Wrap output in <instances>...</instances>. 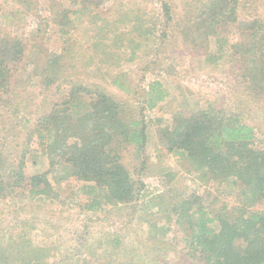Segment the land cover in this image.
I'll use <instances>...</instances> for the list:
<instances>
[{
	"label": "trees",
	"instance_id": "16d2710c",
	"mask_svg": "<svg viewBox=\"0 0 264 264\" xmlns=\"http://www.w3.org/2000/svg\"><path fill=\"white\" fill-rule=\"evenodd\" d=\"M131 1L105 9L102 0H69L54 17L38 13L34 41L0 31V198H67L88 213L109 204L136 211L141 220L162 217L170 229L174 224L175 252L184 244L180 260L188 264H264V211L250 210L264 199V128L249 119L243 103L220 107L213 85L206 94L183 83L195 76L193 69L215 74L234 65L244 97H264V16L241 25L240 0H182L184 7L159 0L156 13L138 3L145 0ZM85 21L93 26L87 46L74 32ZM53 24L60 42L48 69L37 63L39 39ZM23 59L27 70L13 83ZM33 73L48 87L63 77L68 90L58 86L51 108L31 119L24 114L34 100L21 80L30 81ZM168 102L176 109L163 110ZM156 140L185 158L189 173L228 181L237 203L217 206L210 198L180 194L176 173L165 164L152 168L145 156ZM131 147L140 160L134 168L124 160ZM28 159L37 170L30 176ZM156 173L165 189L146 195L145 180ZM23 224L28 222L14 223ZM20 237L0 239V264H92L64 251L55 257L52 237L46 245L22 230ZM107 239L112 249L104 258L110 259L122 240Z\"/></svg>",
	"mask_w": 264,
	"mask_h": 264
},
{
	"label": "rangeland",
	"instance_id": "374dc122",
	"mask_svg": "<svg viewBox=\"0 0 264 264\" xmlns=\"http://www.w3.org/2000/svg\"><path fill=\"white\" fill-rule=\"evenodd\" d=\"M68 1L0 0V31L2 33L3 31L10 32L12 35H19L29 41H34L38 23L37 17H39L38 13L42 17H54ZM128 1L130 0H102L101 5L102 8L107 9L114 7V5L120 7L121 3L125 4ZM175 1L184 7L182 0ZM138 3L146 6L153 13L161 9V2L159 0H145ZM238 6L239 23L241 25L251 20L254 16H264V5L261 1L240 0ZM16 9H19L18 14L11 12ZM149 24H152L151 20ZM52 27H54V24L45 31L43 39H39L41 50L39 51L37 63L41 67L43 66L48 69H50V61L54 59L52 51L55 48L59 49L60 42ZM91 28L93 26L85 21L74 29L75 34L82 38L85 46L89 45L92 40V35L90 34ZM30 51L31 49L28 47L26 54ZM200 58L201 54H198L196 59L198 64L200 63ZM24 59L26 60V58ZM225 63L226 66L232 65L227 62ZM19 64L20 62L16 66ZM233 66H227L229 68L221 72H214L215 74H211L209 71H196V69H193L192 73L195 76H187L183 80V83L185 81V83H189V87L193 90L202 91L206 94L209 93L208 90L213 85L215 90L220 91L219 97L223 99L219 102L220 107L227 109L233 105L234 101H236L235 104L243 103L249 119L253 120L261 128H264V97L256 100L245 98L243 93L244 85L239 76V66H234L235 68ZM24 70H27L25 61L14 69L13 83L16 81L19 72ZM33 74L34 76L30 81L21 80L22 85L27 89V94L34 100L29 111L24 114V118L31 119L46 113L51 108L52 101L57 100L56 88L58 86L64 92L68 90L67 83L61 82L64 80L63 77L60 81H55L53 85L48 87L42 83L41 76L39 78L35 73ZM84 77L86 76L84 75ZM169 81L170 78L165 79V82L169 83ZM200 94L203 95L202 93ZM168 104L169 106H164L163 110L176 109L175 105L169 102ZM161 111L162 108L157 109L158 113H161ZM26 130H29V126H27ZM26 133H24L22 139L25 138ZM31 144L33 153L37 148L36 139ZM134 150V147H131L125 151L124 160L130 168H134L140 163V160L136 158ZM145 156L148 158L149 163L152 164V168H158L162 164H165L176 173L174 184L180 194L185 196L192 194L196 198L203 200L210 198V201H208H213L212 203L217 206L223 202L229 204L237 203V197L229 193L227 188L228 181L221 180L217 182L208 178L207 180L200 175L189 173L185 164L186 159L168 153L157 140L145 151ZM33 164L34 162L31 159L27 160L25 172L29 176L37 171ZM145 183L146 187L143 192L146 195L161 193L165 189V185L157 173L156 175H149ZM218 195H220L219 201L216 202L215 198ZM209 202L205 204L208 205ZM250 210L264 211V199L251 206ZM138 215L136 211L130 214L109 204L103 206L102 209L88 213L79 206L77 207L75 203L70 202L67 198L54 203L48 201L43 203L35 200L28 201L10 193L7 197L0 198V239L4 237L5 241L8 242V237H11V234H15L16 239L20 241L21 230L24 235L31 238V241L38 245L49 244L52 241L49 239L52 237L58 244V248L55 250V257H58L61 251L73 253L74 260L78 258L81 263L126 264L130 260L140 264H175L176 262L188 264L180 260V256L185 254L183 250L184 244L179 246L180 252L178 250L175 252L176 233L173 231L174 224L172 229H170V225H167L162 217L158 219L155 216L152 219L141 220V217L139 218ZM21 221H26L28 224L21 225L22 228L14 225L15 222ZM151 221H153L152 224L149 223ZM196 222L197 219L194 218V223ZM45 232L50 235L49 239H47ZM113 235L120 237L122 243L117 249L112 250L113 256L110 253L106 256L110 259H105L104 254H107L112 249L111 243L108 242L107 238ZM177 253H179V256Z\"/></svg>",
	"mask_w": 264,
	"mask_h": 264
}]
</instances>
